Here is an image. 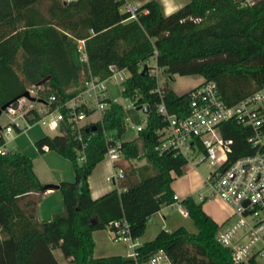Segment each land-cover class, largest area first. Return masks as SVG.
<instances>
[{
    "label": "trees",
    "instance_id": "1",
    "mask_svg": "<svg viewBox=\"0 0 264 264\" xmlns=\"http://www.w3.org/2000/svg\"><path fill=\"white\" fill-rule=\"evenodd\" d=\"M123 4L124 0H0V107L14 105L46 77L37 87L39 93L65 101L79 90L84 71L104 78L109 65H115L130 73L122 95L148 108L147 123L137 137L122 139L127 130L123 106L110 103L102 122L82 129L84 135L91 134L83 160L70 125L65 134L43 135L35 141L39 152L46 146L73 163V181L58 183L63 208L49 220L38 217L45 191L32 159L20 150L0 155V264H59L56 249L72 264H137L159 249L169 264H258L233 261L230 249L215 240L219 224L204 211L203 200L191 195L178 202L195 232L183 226L160 229L152 239L137 244L135 257L93 255L94 230L112 231L125 223L136 240L153 213L177 201L172 181L183 173L187 159L154 149L156 131L165 124L157 105L163 102L178 115L187 112L191 88L175 92L174 76L199 75L202 81L214 82L228 105L264 87V1L239 6L232 0H188L164 14L158 0H147L138 6L134 19L128 18ZM78 39H84L86 61L80 59ZM154 50L163 70L161 96L155 91V78L141 66ZM252 133L234 121L223 123V136L233 141L229 160L255 151L247 140ZM117 140L127 161L145 162L124 165L118 185L92 198L87 177L104 158L108 144Z\"/></svg>",
    "mask_w": 264,
    "mask_h": 264
},
{
    "label": "built area",
    "instance_id": "2",
    "mask_svg": "<svg viewBox=\"0 0 264 264\" xmlns=\"http://www.w3.org/2000/svg\"><path fill=\"white\" fill-rule=\"evenodd\" d=\"M232 1L239 6H252L264 0ZM122 9L130 13L128 18H136L138 5L124 0ZM77 50L80 59L86 61L84 39L77 40ZM156 55L154 50L153 55L141 63V66L148 75L155 78V91L161 96L163 70L157 65ZM108 69L109 75L104 78L92 74L90 70L84 71L77 93L62 102H58L55 95H41L38 86H30L27 89L29 97L21 96L14 105L10 104L4 109L9 118L5 126L6 133H10L13 128L21 131L40 123L47 129L58 131L57 134H65L70 125L81 145L79 159L83 160L84 148L91 137V134L84 135L83 127L102 122L103 110L110 103H120L109 95V82L121 85L122 92L123 83L130 76L126 68L109 65ZM189 91L187 112L183 115L170 113L163 102L157 105V113L165 124L156 131L157 142L154 149L159 153L179 154L187 162L194 153H201L198 163H206L211 168L209 175L204 178V185L211 188L210 196H216L230 209L227 221L219 224L215 233L216 242L230 249L234 262L246 263L255 260L260 264V260L264 259V87L231 105L222 100L216 84L212 81H202ZM121 105L124 110V123L128 126L131 117L126 114L132 106L136 109L138 105L134 100L132 104ZM140 106L146 118L143 124L136 127L131 125L136 134L147 123L148 108L145 104ZM95 113L96 118L86 121ZM232 121L251 128L253 133L247 140L255 151L229 160L233 141L223 136V123ZM105 135L111 139L109 133ZM108 145L105 156L111 162V171L106 176V181L117 186L124 175V163L128 161L119 148L120 140ZM44 150H47L46 146ZM6 152L3 145H0V155ZM132 161L129 162L133 164ZM206 197L203 194L198 195L199 200ZM175 198L177 199L176 196ZM178 201L177 199L175 203L187 214ZM114 224L119 226L117 221ZM111 232L113 241L127 243L131 249L130 256L135 257L137 243L131 238L128 226L124 223L123 227ZM137 264H169V258L159 249L147 261Z\"/></svg>",
    "mask_w": 264,
    "mask_h": 264
},
{
    "label": "rangeland",
    "instance_id": "3",
    "mask_svg": "<svg viewBox=\"0 0 264 264\" xmlns=\"http://www.w3.org/2000/svg\"><path fill=\"white\" fill-rule=\"evenodd\" d=\"M127 3L136 4L139 0H125ZM202 81L201 76L199 75H191V76H174V80L171 83L172 88L177 93H183L186 90L196 86ZM121 85L112 84L109 82L108 91L109 95L112 98L118 100V102L122 104H132L133 99L130 97H125L121 92ZM127 116H130L129 123L127 126L126 132L122 135V139H134L137 137L135 132V128H131L133 124L136 127L139 124H143V120L146 118V114L142 110L135 109L134 106L129 109ZM97 114H93L86 119V121L96 118ZM9 122L8 115L5 111H3L0 115V133L3 135L5 139V149L6 151L10 150H20L24 154L28 155L32 159V163L39 174L42 177H46L51 171H59V172H73V163L70 159L63 157L58 152L54 150H48L47 152H39L37 147L35 146V141L43 135H56L58 131L47 129L40 123L33 124L30 128L23 129L21 131H17L13 128L10 133H6L5 126ZM21 122V121H20ZM201 156L200 152L194 153L189 157V162H187L183 167V173L180 176H175L172 181V187L175 188L176 194L178 195L180 192H186L185 194H190L196 201H200L198 199L199 194H203L206 196L211 195V188L209 185H204V178L207 177L211 171L206 163H198V158ZM140 161L145 162L144 159ZM131 162H125L124 165H128ZM196 165V168L194 165ZM141 165V164H137ZM111 171V162L107 156L96 164L94 169L90 174L93 175L94 179L97 182L104 184L107 186L106 188L112 189L114 187L113 184L108 183L105 180V176L109 174ZM74 173V172H73ZM72 177L71 180H73ZM70 180V181H71ZM173 188V189H174ZM61 194L59 190L53 194V196H47L41 201V207L39 212V219L49 220L51 218V214H49V210H51V203L55 204L59 201L60 209L63 208V204H61ZM50 197V198H49ZM205 205L212 203V207H218V209L224 213L228 214L229 211L227 207H225L221 202L216 199V196H211L209 199L203 200ZM59 210V209H58ZM62 210V209H61ZM60 210V211H61ZM172 213V217L174 222H176L177 226H183L187 230L195 232L196 228L191 218L185 216L183 217L182 211L180 212V207H178L177 203H175L173 208L168 209ZM47 212V213H46ZM58 212V211H56ZM227 216V218H228ZM155 220L148 221L147 225H152ZM146 230V229H145ZM145 235H148L149 232H145ZM143 233V234H144ZM108 244L111 245L116 250H125L127 243L122 241H113L108 240ZM131 249H129L130 251ZM58 253V252H57ZM260 264H264V259L260 260Z\"/></svg>",
    "mask_w": 264,
    "mask_h": 264
},
{
    "label": "crops",
    "instance_id": "4",
    "mask_svg": "<svg viewBox=\"0 0 264 264\" xmlns=\"http://www.w3.org/2000/svg\"><path fill=\"white\" fill-rule=\"evenodd\" d=\"M147 0H139V2L137 3V5H141L142 3H144ZM162 9V12L164 14H169L175 10H177L178 8H180L182 5H184L188 0H158ZM31 127V126H30ZM29 127V128H30ZM0 136H2L4 143H3V147L5 149V139L3 137V135L0 133ZM6 150V149H5ZM47 150H44V152H47ZM133 164L137 165V164H143V161H138V160H133L132 161ZM33 169L34 172L36 173L37 177L39 178L40 182L43 184L46 183H52V184H58L60 181H70L72 179V177H74V173L73 172H59V171H51L48 175H46V177H42L41 174H39V172L36 171L34 164H33ZM108 175V174H107ZM106 175V176H107ZM106 176H105V180H106ZM73 181V180H71ZM87 181H88V185H89V189H90V194L92 198H97L100 195L104 194L105 192L109 191L110 188H106L107 186H105L104 184H101L99 182L96 181V179H94L93 175L90 174L87 177ZM174 188V187H172ZM175 196L177 197L178 200H180L181 198L190 195V194H185L186 192H180L178 195L176 194L175 188L173 189ZM58 191L57 189H51V190H46L41 198V201L44 198H47V196H53V194H55V192ZM60 192V191H59ZM61 194V192H60ZM49 197V198H50ZM211 196H207L204 200L209 199ZM216 199L221 202L225 207H227L228 211H230L229 206L224 203L223 201H221L219 198L216 197ZM61 200V204H62V196L60 198ZM41 201L38 203V217H39V212H40V207H41ZM210 204L205 205L204 203L202 204V207L204 209V211L209 214L218 224L224 223L227 221V216L228 214H224L222 213L218 207H212ZM59 201L57 203L53 204L51 203V210H49V214H53L56 211H60V206H59ZM174 205H167V206H163L160 210H158L157 212L153 213L149 218L148 221H153L155 220L154 223H152V225H147L146 226V230L145 232H149L148 235H145L146 233H144L141 237L137 238L135 240V242L137 244H141L144 241L150 240L152 239L156 233L160 230V229H167V230H172L177 228V224L176 222H174L173 217H172V213L168 210L169 208H173ZM59 209V210H58ZM181 212V210H180ZM47 213V212H46ZM182 216L185 217L188 215L182 212ZM43 219V218H41ZM112 232L110 229L108 228H104V229H100V230H94L92 232V237L94 240V251H93V255L95 257H100V256H108V255H130V251H129V247L128 245H125L126 249L125 250H116L115 248H113L111 245L108 244V240L110 238V240L112 239ZM58 252V253H57ZM54 255L57 258L59 264H72L69 259H66L62 256L61 252L56 249L54 250Z\"/></svg>",
    "mask_w": 264,
    "mask_h": 264
},
{
    "label": "water",
    "instance_id": "5",
    "mask_svg": "<svg viewBox=\"0 0 264 264\" xmlns=\"http://www.w3.org/2000/svg\"><path fill=\"white\" fill-rule=\"evenodd\" d=\"M47 80H48V77L42 79L41 81H39V82L37 83V86L42 85V84L45 83ZM22 96L29 97L28 92L25 91V92L23 93ZM10 104H11V103L8 102V103H6V104H4V105H2V106L0 107V115H1V113L4 111V109H6ZM140 108H141L140 105L136 106V109H137V110L140 109ZM95 128H96V127L93 126L91 129H92V130H95ZM42 188H43L44 191H46V190H51V189H57V188H58V184L46 183V184L43 185Z\"/></svg>",
    "mask_w": 264,
    "mask_h": 264
}]
</instances>
